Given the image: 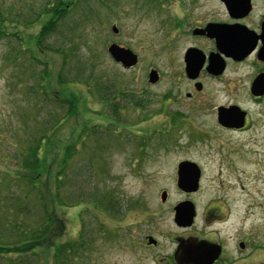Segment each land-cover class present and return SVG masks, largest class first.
Returning a JSON list of instances; mask_svg holds the SVG:
<instances>
[{
  "label": "rangeland",
  "instance_id": "374dc122",
  "mask_svg": "<svg viewBox=\"0 0 264 264\" xmlns=\"http://www.w3.org/2000/svg\"><path fill=\"white\" fill-rule=\"evenodd\" d=\"M56 2L0 0V17L11 19L0 36V171L17 170L16 149L24 146L26 131L37 128L35 121L61 125L52 151L63 158L64 149L74 143V155L64 160L61 203L49 199L61 227L54 244L75 243L78 250L82 243L77 254L67 248L64 264H136L131 243L144 229L138 222L165 213L179 200L176 163L194 157L198 146L166 116L162 93L180 82L181 72L171 65H179L178 57L170 59L166 51L164 10L146 17L135 1L90 0L85 9L67 0L55 32L42 40L40 50L27 52L25 43L37 35ZM113 24L119 31L116 38L110 32ZM111 43L135 53L136 66L128 70L113 62L107 53ZM57 48L72 55L63 63ZM30 69L47 71L48 96L30 95ZM150 69L160 72L156 86L147 83ZM61 92L79 98L75 116H65L68 105L58 107ZM55 170L48 180L51 193ZM162 192L167 193L164 203ZM53 249L0 256V264H55Z\"/></svg>",
  "mask_w": 264,
  "mask_h": 264
},
{
  "label": "flooded vegetation",
  "instance_id": "af4514ba",
  "mask_svg": "<svg viewBox=\"0 0 264 264\" xmlns=\"http://www.w3.org/2000/svg\"><path fill=\"white\" fill-rule=\"evenodd\" d=\"M128 1L146 17L164 10L166 51L181 72L162 93L166 116L198 145L176 163L179 200L138 222L136 264H264V0ZM110 32L119 36L114 24Z\"/></svg>",
  "mask_w": 264,
  "mask_h": 264
},
{
  "label": "trees",
  "instance_id": "16d2710c",
  "mask_svg": "<svg viewBox=\"0 0 264 264\" xmlns=\"http://www.w3.org/2000/svg\"><path fill=\"white\" fill-rule=\"evenodd\" d=\"M55 4L59 7V13L66 12L67 0H58ZM46 13L49 14L42 20L40 31L25 43L27 52L31 54L35 53L34 48L40 50L42 40L56 30L54 17L57 12L48 10ZM10 21L11 19L7 20L5 16L0 17V36L4 33V22L9 23ZM23 47L24 45L20 44L21 51H23ZM54 52H57L62 58L63 63L72 55V51L65 48H57ZM30 64L33 66V62ZM29 71V78L33 81L30 85V95H34L36 98L48 96L50 89L47 83V71L34 72L36 75L33 70ZM21 73L24 74V70ZM59 83H64L61 77ZM64 93L59 94L61 98L57 102L61 106L58 105V107L68 105L65 116H75L78 111L79 98L72 93L69 95ZM105 99L109 98L105 97ZM54 101L56 102V100ZM35 122L37 128L34 127L29 134L26 131L24 146L16 149L17 170L13 173L9 170L0 171V230L4 231L0 233V256L34 255L39 248L46 247L54 248L51 257L55 264L58 262L64 264L69 260V256L66 255L67 248L77 254L82 250V243L78 245L81 248L78 250H76L78 247H75V243L70 242L55 246L54 243L60 236L61 227L56 223L58 220L54 217L49 199L52 197L53 203H59V201L61 203L60 189L63 188L62 177L66 169L64 160L74 155V143L68 145L64 149L63 158H59L56 154L54 155L52 150L61 125H58L57 121V125L41 121ZM80 136L77 140H80ZM53 167H56V170L53 175L54 191L51 193L48 180ZM2 220H4L5 226L2 224ZM33 257L37 259V256ZM81 257L78 256L76 259Z\"/></svg>",
  "mask_w": 264,
  "mask_h": 264
},
{
  "label": "water",
  "instance_id": "95a60500",
  "mask_svg": "<svg viewBox=\"0 0 264 264\" xmlns=\"http://www.w3.org/2000/svg\"><path fill=\"white\" fill-rule=\"evenodd\" d=\"M114 32H116L115 27L112 28ZM107 52L109 54V56L112 58V60L118 64H120L124 69H130L132 67H134L137 63V56L129 49L120 47L116 44H111L108 48H107ZM158 77L155 71H150V73L148 74V82L151 83H155L157 81ZM184 165H190L191 167L189 168L190 173L195 174L194 168L195 165L194 164H190V163H180L179 168H182ZM190 179H191V189L190 190H195L196 186H197V177L192 176L190 174ZM194 183H193V182ZM180 182V181H179ZM179 187L182 188V186L179 183ZM167 197L166 192H162L160 194V201L162 203L165 202ZM181 207V206H180ZM179 211H182L181 208H179ZM188 212H192V209L188 210Z\"/></svg>",
  "mask_w": 264,
  "mask_h": 264
}]
</instances>
